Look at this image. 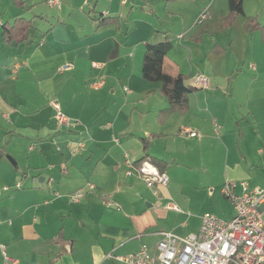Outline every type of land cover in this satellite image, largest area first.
<instances>
[{"label":"crops","instance_id":"1","mask_svg":"<svg viewBox=\"0 0 264 264\" xmlns=\"http://www.w3.org/2000/svg\"><path fill=\"white\" fill-rule=\"evenodd\" d=\"M19 1L22 5L14 3L21 9L25 0ZM104 11L100 17L105 20L102 24L114 17L113 13ZM45 14L30 13L26 17L14 13L8 20L0 19V135L4 129L1 122L5 120L8 129L4 131L12 135L8 145L6 138H0V167L4 164L5 168L0 169V188L22 181L20 189L15 185L0 192V264H4L2 246L17 264H118L122 261L117 256L137 252L143 244L153 246L163 231L180 236L198 232L202 217L192 227L184 222L177 226L181 209L176 202L182 197L168 190L169 182L150 188L137 171L126 174L129 163L137 165L143 158L149 161L156 158L160 166L151 163L165 173L174 170L175 164L200 171L215 168L221 176L213 175L210 183L221 187L222 196L233 208V216L234 207L222 193L224 185L236 183L238 194L242 193V181H247L251 188L264 185V34L261 29L248 30L244 26V34L255 36L259 45L251 49L254 55L247 53L243 61L233 63L237 71L233 79L232 66L220 77V69H214L212 63L209 91L197 88L190 92L186 114L172 112L161 120L160 111L169 107V101L162 94L159 82L143 78L146 45L161 42L172 45V37L185 36L183 30L175 36L170 33L168 23L163 30L152 23V36L142 40V50L137 55L131 44L125 47L123 40L115 36H109L103 43L104 39L97 33L93 35L97 44H81L84 50L79 51L73 45L67 46L68 35H73L74 41L82 40L83 36L86 41L92 35L84 31L81 23L72 22L74 13H56V24L52 16ZM88 14L92 21L99 18ZM167 14L168 20H181L180 24L186 26L184 21L192 19L194 13ZM153 15L164 17L161 13ZM242 16L244 22L247 16L256 17L264 26V13H238L239 19ZM38 17L47 24L45 30L32 29V19ZM17 18L31 20L30 29L36 36L32 38L29 29L28 39L20 45H9L11 49L3 58L1 50L5 43L1 26L6 22L13 24ZM89 18L86 17L91 23ZM73 25L78 27L75 29ZM107 26L98 25L101 30ZM230 31L224 27L220 32L215 28L205 27L200 31L192 28L187 35L197 44L207 45V61H212L223 56L227 46L230 52L237 49L234 35L228 36ZM221 33L228 37L225 43L220 40ZM242 45L241 42V48ZM195 48L198 50V46ZM170 53L164 62L166 70L174 76H185L180 70L174 71L178 61ZM189 53L190 60L199 61L196 55L201 51L189 50ZM136 57L139 63L142 61L139 71L133 68ZM3 62L6 69L14 63L11 67L14 76L24 67L37 77L39 102L32 100L35 107L30 108L26 99L12 104L3 95ZM65 63H72L74 69L60 70ZM120 76L126 77L129 86L121 85V92H116L114 83ZM78 77L83 78L79 90L67 92ZM99 79L103 80L99 89L91 84L89 88L94 90L89 91L84 86ZM108 85L112 91L106 90ZM219 85L223 86L225 97ZM140 104L143 106L138 107ZM56 105L72 119L70 125L57 123ZM185 127L197 134L182 132ZM4 140L6 146L2 147ZM185 143V149L177 148ZM78 144L83 145L82 150L72 155V147ZM7 158L13 164L6 165ZM90 184L94 185L93 189ZM75 194L79 197L75 198ZM108 199L120 209L108 206Z\"/></svg>","mask_w":264,"mask_h":264},{"label":"rangeland","instance_id":"2","mask_svg":"<svg viewBox=\"0 0 264 264\" xmlns=\"http://www.w3.org/2000/svg\"><path fill=\"white\" fill-rule=\"evenodd\" d=\"M122 1L123 0H60V9L58 7L53 8L52 6L48 5L46 0H25L23 8L21 7V9H19V7H17V5H15L14 3L15 0H0V19L8 20L7 18L11 17L14 13H22V15L26 17H29L28 15L30 13H46L45 16H52V21H55L56 24L58 21L56 13H67L68 15L69 13H74L72 17L74 21L72 22L75 24L81 23L82 25H84V31L86 30L85 32L88 35L92 36L90 37V39L87 38L86 41L84 40V36L82 40L74 41V36L69 34V41L67 46L71 47V45H73V47L77 48L79 51H81V49L84 50L81 44H88L90 42V44H97L94 42L95 38L93 36L96 35L95 33H97V36H101L104 39L103 43L110 39L111 36H115L114 38H117L119 41L123 40L125 47L126 45L131 44V46H134L136 48V55L137 53L139 54V51L142 50V40H149L151 38L152 35L150 31L153 28L152 23L157 25V28L159 30H163V26L168 23V25L171 26L172 31L169 32L172 35L176 36L178 32L182 30L185 34V36H181V38L184 36L182 39L172 37V45H174V48L170 50V56L172 58L175 56V59L178 61V64L175 63L176 69H174V71L180 70L181 73L186 74L185 77L189 84H193V76L196 73L205 74L210 79V87V67L215 66L214 69H220V77H223L226 71L232 66L231 69L234 71L231 70V76L233 79L237 74L233 63L238 60L243 61L247 53L254 55L251 49L254 47H258L259 45L257 39L254 38L255 36H253L252 34V36H246L244 34V24L246 23V17L245 22L243 20V16L240 19L237 16L231 24H227V21L230 13H232L233 10H235L237 13H264V0H241L240 3H236L235 0H127L126 3H123ZM36 4L38 7L35 6L36 8H34L33 5ZM91 9L93 10L91 11ZM102 9L105 10L104 13H113L111 15L114 16L108 18L109 21L103 24L102 22H104L105 20H101L100 18L103 16L101 15ZM179 12L194 13L192 19L184 21L186 26H182V24H180L181 20H177L174 18H171L173 20H168V18H166V16L168 15L167 13L173 14ZM88 13H91L92 16H99V18H95V20L92 21L89 18ZM153 13H161L164 15V17L162 19H159L154 16ZM86 17L90 19L91 23L86 19ZM254 19L256 20L255 23H258L260 21L256 17ZM32 20H34L32 29L38 27L45 30L47 28V24L43 23L39 17L33 18ZM112 24H114V26H107ZM98 25L107 27L104 28L105 30H101L99 29L100 27H98ZM73 26L75 29L78 27V25ZM7 27L12 28V25L10 23H7L6 26H4L3 24L1 26L2 42L5 43L3 44L1 50V56L3 58L5 56L4 53L10 51L11 49L9 48V45H12L11 43L4 40V33ZM205 27L215 28L216 32H220L221 28L223 27L225 30H227L228 28L232 29V31L228 32V36L232 37L234 35L235 42H237V49L233 52H230L229 47L227 46V49H223V56H220L219 59L213 58L214 60L211 61L210 59H208L207 61V45L204 43L202 45L200 43L197 44V42L194 41L190 34L187 35V33H189V30L192 28L200 31L204 30ZM30 32L31 37L35 38V32H33V30L31 29ZM6 35H12L11 29L7 30ZM224 35L225 34L223 33H221L220 35V40L223 43H225L228 38ZM162 38H164V40L166 39V37ZM150 42H152V40ZM241 42L243 43L242 48L240 46ZM21 43L23 42L16 43L14 46L20 45ZM194 46H198V50L196 48L194 49ZM220 48L222 47L220 46ZM189 50H196V52L201 51V53L196 55L199 60L198 62L190 60ZM12 51H14L15 53V50ZM223 51H220V53L222 54ZM226 53H228V55ZM243 53L245 54L243 55ZM246 59L250 58L247 57ZM212 63L214 64V66ZM13 64L14 63L9 64L8 69H6L7 65H4V62L2 64V68L5 70L3 71V89L1 90V92L5 97L7 96L8 102L14 104L16 103V101H19L21 99L23 101L24 99H26L31 104H29L28 106L30 108H33V105L35 107V104L32 103V100L34 99L35 103L39 102V85L37 82V77L24 67L21 70L22 72H20V74L14 76L11 72V67ZM141 65L142 61H140L139 63V60L136 57L134 59L133 68L136 71H139ZM201 70H203L204 72ZM120 77L121 79L119 81L116 79V82L114 83L116 92H121V85L123 86L125 84V86H129L128 81H126V77ZM118 82H120V85L118 84ZM94 83H96V80L93 81V83L90 82V84L87 83V86H84L87 87V89L90 91L92 89L89 88V86ZM81 84H83V78H76V80L70 85L67 92L78 91V86ZM219 86V90H221L220 93L225 97V95L222 93V91H224L223 86ZM210 87L198 88H201V90L204 91H209ZM110 89L111 88H109L108 85V88L106 90L108 91ZM112 90L113 89H111V91ZM126 90L128 91L127 88H125V91ZM217 90L218 88H216V91ZM111 91L109 93H111ZM90 95L93 94L91 93ZM87 96H89L88 93ZM142 100H146V98ZM142 106L143 105L140 104L138 107ZM5 121L1 122V126H3L4 129H8V125ZM4 129L2 135H0V138L1 136L2 138H6V145H8L10 144L12 135L10 133H7V131L5 132ZM15 138H18V136H15ZM6 140L2 141V147L6 146L4 143ZM186 147L187 143L177 145V148L179 150H183ZM4 163H6V165L8 166L10 165V163L13 164L9 158H7ZM177 165L178 164H175L174 170H167L166 172V174H168L169 176L168 190H170L171 192H175L177 196L182 197L181 201L176 202L181 209L178 213L177 226L184 222L189 223L190 227H192L197 224L199 218H201L206 212L215 213L216 215L226 220L232 219L233 208L231 204L222 196L221 187L214 186L210 183L213 180V175H217L219 178L221 176V173L216 172L215 168L209 170L204 169V171H200L199 169L193 170L187 168L184 165ZM204 166L207 167L206 162L204 163ZM2 168L5 169L4 164L2 165ZM2 168L0 167V169ZM208 171H210V173ZM20 183L22 184V181H20ZM15 185L16 183L13 186ZM5 186H9V188L13 187L12 185ZM2 190L3 187L0 188V191ZM183 231H185V229H183ZM122 263L123 262H118V264Z\"/></svg>","mask_w":264,"mask_h":264},{"label":"built area","instance_id":"3","mask_svg":"<svg viewBox=\"0 0 264 264\" xmlns=\"http://www.w3.org/2000/svg\"><path fill=\"white\" fill-rule=\"evenodd\" d=\"M48 4L61 7L60 0H48ZM73 68L72 64L66 63L60 70L68 71ZM102 84L103 80H99L92 86L99 89ZM193 85L208 88L210 79L205 74L196 73L193 76ZM56 109L57 123L61 126L70 125L72 119L58 105ZM182 132L191 136L197 134L187 127ZM82 148V144L72 147V155L79 153ZM134 171L139 173L150 188L154 185L165 186L169 182V176L159 171L147 159L137 165L129 163L126 174L131 175ZM240 186V194L236 193L237 184L234 182H227L222 188L223 195L234 207L235 214L232 219L226 220L215 213L206 212L202 216L198 232L180 236L173 231H163L161 239L153 246L143 244L137 252L119 255L117 259L126 264H264V185L251 188L247 181H242ZM16 187L20 189L21 183H16ZM89 187L93 189L94 185L90 184ZM3 190H9V186H4ZM74 196L78 198L79 194ZM107 205L120 209L110 199ZM2 251L4 264H17L6 253L5 246H2Z\"/></svg>","mask_w":264,"mask_h":264},{"label":"trees","instance_id":"4","mask_svg":"<svg viewBox=\"0 0 264 264\" xmlns=\"http://www.w3.org/2000/svg\"><path fill=\"white\" fill-rule=\"evenodd\" d=\"M241 0H235L236 3H240ZM17 5H22L19 0H15ZM238 13L233 10L228 17L227 24H231ZM255 17L247 16L245 27L248 30L261 29L264 34V26H261L259 22L255 23ZM7 23L4 24L6 26ZM11 27L5 29L4 40L11 44L19 42H25L28 39V31L32 27V21L23 18L15 19ZM11 29V36L6 35L7 30ZM16 42V43H15ZM172 45L169 42H161L157 44H147L146 52L143 60V78L149 82H159L161 84V92L165 95L169 101V107L160 111L161 120H164L172 112H180L186 114L189 108L188 95L190 92L196 91L198 87L188 84L184 75H171L165 68V58L168 56ZM147 146V145H146ZM146 148V147H145ZM148 155H146L147 157ZM147 158H143L136 162L137 164ZM151 162L160 166V162L155 158H150ZM161 172H164L159 168Z\"/></svg>","mask_w":264,"mask_h":264}]
</instances>
